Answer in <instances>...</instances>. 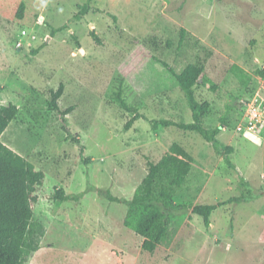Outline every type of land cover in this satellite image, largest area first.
Returning a JSON list of instances; mask_svg holds the SVG:
<instances>
[{
  "label": "rangeland",
  "instance_id": "rangeland-1",
  "mask_svg": "<svg viewBox=\"0 0 264 264\" xmlns=\"http://www.w3.org/2000/svg\"><path fill=\"white\" fill-rule=\"evenodd\" d=\"M87 1L0 0V104L20 107L1 140L46 175L33 205L46 235L26 264H264V132L223 127L217 140L232 149V168L198 133L152 126L193 122L177 79L154 57L179 74L196 72L197 96L210 103L207 128L224 118L236 125L250 100L264 103V0H93L76 20ZM119 92L145 117L129 130L135 113ZM175 143L192 155V171L175 196L183 208L168 238L150 253L125 226L124 201ZM57 188L74 199L56 200ZM219 202L228 203L209 227L193 212Z\"/></svg>",
  "mask_w": 264,
  "mask_h": 264
},
{
  "label": "trees",
  "instance_id": "trees-1",
  "mask_svg": "<svg viewBox=\"0 0 264 264\" xmlns=\"http://www.w3.org/2000/svg\"><path fill=\"white\" fill-rule=\"evenodd\" d=\"M93 0H88L80 6L79 13L75 15L76 20L86 16L92 7ZM24 5L20 6L19 17L23 18ZM64 25L52 30V35L67 29ZM185 34V31L183 30ZM95 41L101 40L95 31H91ZM154 59L165 66L177 79L182 91L185 93L189 107L192 110L193 122L184 124L172 120H153L154 130L159 127H177L180 130L196 132L210 143L219 155H224L225 161L233 168L230 160L232 149L225 147L217 140L224 126H230L227 118L222 119L221 125L210 129L207 128L203 119L210 109L209 102H201L197 96V89L201 86L196 72L188 67L182 74L168 63ZM234 72L241 78L245 71L234 67ZM264 78V69L257 70ZM198 75L205 84L211 83V89L216 90L212 80L206 75L204 66L200 65ZM2 88L0 87V90ZM65 90L64 84H60L56 91H52L51 107L60 111L59 100ZM121 105L134 117L126 124L129 130L134 123L142 118L137 109L130 107L123 98L121 92L118 94ZM71 109L65 112L69 115ZM20 114V107L13 103L0 104V264H26L28 257L41 248V241L46 235L45 226L34 220L33 205L38 202L36 192L43 185L46 175L37 171L32 163L26 158L5 145L1 137L8 127ZM64 114V113H63ZM145 118V117H143ZM77 141L76 139H74ZM192 155L180 144L175 143L170 151L163 156L158 163H151L149 173L138 188L135 196L130 201H124L128 206V214L125 226L132 229L138 236L144 239L143 249L154 253L158 247L168 238L174 211L182 209V205L175 202L177 191L184 186L192 171ZM89 161L87 160L86 163ZM54 197L60 202L73 200L74 197L67 194L63 189L57 188ZM112 201L117 198L109 196ZM232 200L228 201L229 203ZM228 202H219L214 205H196L193 207L194 214L203 217L204 224L209 227L212 214Z\"/></svg>",
  "mask_w": 264,
  "mask_h": 264
},
{
  "label": "built area",
  "instance_id": "built-area-1",
  "mask_svg": "<svg viewBox=\"0 0 264 264\" xmlns=\"http://www.w3.org/2000/svg\"><path fill=\"white\" fill-rule=\"evenodd\" d=\"M23 35H27L24 31ZM21 45V44H20ZM244 118L240 119L236 125L232 128L226 127V129H231L238 134H254L257 132H264V103L257 99L250 100L245 105V110L243 113Z\"/></svg>",
  "mask_w": 264,
  "mask_h": 264
}]
</instances>
